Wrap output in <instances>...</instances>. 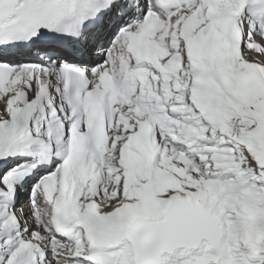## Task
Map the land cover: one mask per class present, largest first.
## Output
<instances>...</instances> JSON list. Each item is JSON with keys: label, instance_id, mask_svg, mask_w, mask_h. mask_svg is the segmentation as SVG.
<instances>
[{"label": "snow or ice", "instance_id": "snow-or-ice-1", "mask_svg": "<svg viewBox=\"0 0 264 264\" xmlns=\"http://www.w3.org/2000/svg\"><path fill=\"white\" fill-rule=\"evenodd\" d=\"M0 264H264V0H0Z\"/></svg>", "mask_w": 264, "mask_h": 264}]
</instances>
